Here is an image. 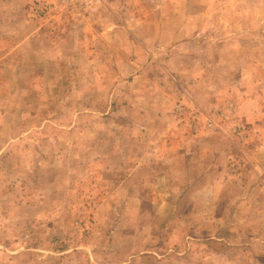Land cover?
Segmentation results:
<instances>
[{
    "label": "rangeland",
    "instance_id": "1",
    "mask_svg": "<svg viewBox=\"0 0 264 264\" xmlns=\"http://www.w3.org/2000/svg\"><path fill=\"white\" fill-rule=\"evenodd\" d=\"M30 1L0 0V264H264V0Z\"/></svg>",
    "mask_w": 264,
    "mask_h": 264
},
{
    "label": "built area",
    "instance_id": "2",
    "mask_svg": "<svg viewBox=\"0 0 264 264\" xmlns=\"http://www.w3.org/2000/svg\"><path fill=\"white\" fill-rule=\"evenodd\" d=\"M104 0H60V5L66 9L73 10L79 16H92L94 10L104 4ZM78 7L83 10H79ZM49 6L41 4L38 12L41 14H48ZM85 11V12H84Z\"/></svg>",
    "mask_w": 264,
    "mask_h": 264
},
{
    "label": "crops",
    "instance_id": "3",
    "mask_svg": "<svg viewBox=\"0 0 264 264\" xmlns=\"http://www.w3.org/2000/svg\"><path fill=\"white\" fill-rule=\"evenodd\" d=\"M36 1H38V2H41V3H47V4H54V5H57V6H60V0H31L30 2L32 3V2H36ZM183 143V141H178L177 142V144L175 145V148H177V150H180L181 149V147H182V144ZM222 240H224V239H222ZM225 242V244H227V240H225L224 241Z\"/></svg>",
    "mask_w": 264,
    "mask_h": 264
}]
</instances>
